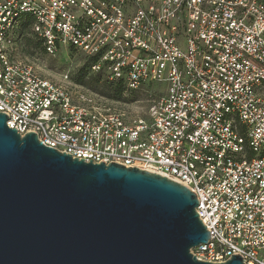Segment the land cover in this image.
<instances>
[{
    "label": "built area",
    "instance_id": "2783aa9c",
    "mask_svg": "<svg viewBox=\"0 0 264 264\" xmlns=\"http://www.w3.org/2000/svg\"><path fill=\"white\" fill-rule=\"evenodd\" d=\"M29 18L47 55L94 59L147 111L40 74L18 55ZM0 113L74 159L187 187L211 234L198 261L264 264V0H0Z\"/></svg>",
    "mask_w": 264,
    "mask_h": 264
},
{
    "label": "water",
    "instance_id": "95a60500",
    "mask_svg": "<svg viewBox=\"0 0 264 264\" xmlns=\"http://www.w3.org/2000/svg\"><path fill=\"white\" fill-rule=\"evenodd\" d=\"M8 120L0 113V264H212L192 254L211 234L187 187L87 164ZM231 256L215 264H244Z\"/></svg>",
    "mask_w": 264,
    "mask_h": 264
},
{
    "label": "rangeland",
    "instance_id": "374dc122",
    "mask_svg": "<svg viewBox=\"0 0 264 264\" xmlns=\"http://www.w3.org/2000/svg\"><path fill=\"white\" fill-rule=\"evenodd\" d=\"M20 24L18 29V55L22 59H26L31 65L34 66L37 71L46 78L52 80H63L65 77L69 79L85 91L96 94L98 96H104L111 99V91L107 87L110 82L105 74H96L90 71L86 57L81 53L74 50H61L53 56H49L45 53L43 46L39 45L38 38L34 34L31 27L25 29ZM83 79L81 84L78 83L80 79ZM161 88H155V94L159 92ZM145 91L130 94L127 91L124 93L121 100H113L122 104L133 106L134 109L147 111L149 101L151 100V94L146 89ZM151 90V89H150ZM135 99L133 102H131Z\"/></svg>",
    "mask_w": 264,
    "mask_h": 264
},
{
    "label": "trees",
    "instance_id": "16d2710c",
    "mask_svg": "<svg viewBox=\"0 0 264 264\" xmlns=\"http://www.w3.org/2000/svg\"><path fill=\"white\" fill-rule=\"evenodd\" d=\"M34 23V19H27V21L23 24L22 27H24L25 29H27L28 27H31V25ZM38 38V37H37ZM38 43L39 45H42L43 46V49L45 51V48H44V45L42 43L41 40L38 39ZM70 50H73V49H70ZM46 53V52H45ZM87 62H88V67L91 71V66L93 63H95V60L94 59H87ZM83 82V79L81 78L78 83L81 84ZM107 87L110 89L112 95L110 96L111 99L113 100H121V98L123 97L124 93L127 91L126 87L123 85L122 82H116V83H112V82H109L107 84ZM132 94H137L136 92H133ZM135 99L133 98V100L131 102H133Z\"/></svg>",
    "mask_w": 264,
    "mask_h": 264
}]
</instances>
